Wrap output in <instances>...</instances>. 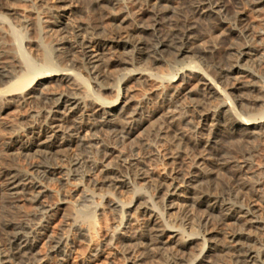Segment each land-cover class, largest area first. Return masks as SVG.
<instances>
[{"label":"rangeland","instance_id":"rangeland-1","mask_svg":"<svg viewBox=\"0 0 264 264\" xmlns=\"http://www.w3.org/2000/svg\"><path fill=\"white\" fill-rule=\"evenodd\" d=\"M196 1L0 0V63L16 74L0 86L1 264H236L232 252L221 249L242 224L220 220L211 206L218 198L227 207L255 204L257 220L264 221V5L224 0L226 11L204 16L195 13ZM161 4L170 7L161 34L194 22L195 52L177 58L165 49L155 58L133 53L128 44L106 54L94 78L78 40L103 43L133 33L134 45L152 40L150 32L139 34L133 27L150 25ZM242 49L250 55L239 59ZM47 53L52 69L43 64ZM230 64L249 72L236 68L220 77ZM28 65L41 73L31 75L35 79L23 91L9 92L29 75ZM71 93L90 109L98 104L112 119L129 122V133L121 134L117 125L94 127L86 111L64 123L58 135L72 141L63 152L21 149L19 141L39 138L33 132L53 100ZM134 111L138 116L129 119ZM68 112L62 106L57 116ZM251 116L259 129L245 136L243 124ZM76 133L82 140L69 137ZM221 154L229 158L227 166L217 164ZM51 166L54 174L37 171ZM6 168L28 174L39 187L8 198L1 180ZM105 168L113 180L125 177L126 185L111 189L100 183ZM237 179L257 183L255 191L240 188ZM92 223L94 240L79 231ZM147 227L161 230L152 251L138 244L146 241ZM19 229L33 243L24 258L14 253L27 243L9 242ZM54 238L63 241L60 249Z\"/></svg>","mask_w":264,"mask_h":264},{"label":"bare ground","instance_id":"bare-ground-1","mask_svg":"<svg viewBox=\"0 0 264 264\" xmlns=\"http://www.w3.org/2000/svg\"><path fill=\"white\" fill-rule=\"evenodd\" d=\"M58 1L63 2L64 0H58ZM107 1L109 2L111 0H107ZM164 1L166 3H170L173 0H164ZM197 1H199V0H197ZM197 1L195 3H197ZM244 1H245V3H249L252 6H256V7L260 6V5H264V0H244ZM95 2H99V0H95ZM226 3L227 2L224 0H200L195 6V13L197 15L201 14L204 16L205 15L209 16V15H214V14L217 15L220 13L219 9H223L225 11L228 9V8L226 9V7H227ZM169 12H170V7L167 4H161L160 6H158L155 9L154 12L152 11V16L150 17V19H151L150 25L139 24L138 26L133 27L134 31L135 32L137 31L139 34L150 32L151 35L154 37V39L149 40L150 42L145 40V41H141V42L139 41L140 42L139 45L132 44V38H133L134 33L131 34V36L129 38L124 39V40H117V39L111 38V40H109L108 42L106 41L103 43L97 42L95 40H89V37H88V39L81 37V39H79L77 42L78 45L76 48L80 49L82 59L85 62V65L87 66V70L89 71V73L92 76H94V78L99 77L101 75L99 73L100 68H101V66H103L102 64H104L106 62V58H105L106 54L109 53V55H111V53H114L117 49L119 50V49L126 48V46L128 44L133 48V53H137L140 56H142V55L143 56L144 55L145 56H153L155 58L157 55L161 54L165 49L174 50L177 58H181V57H184L185 55H189V54H192L193 52H195L194 48L192 47V45H193L192 42H194V40H196V39H194V36H193L194 32L196 30V26H195L194 22H191V21L186 22L185 21L186 23L184 22L183 27L181 29L176 28V29L169 31V32L163 31L165 34L164 35L161 34L160 25H162V21L165 20V18L167 17V14H169ZM181 26H182V24H181ZM78 37H80V35ZM79 49H78V51H79ZM50 55H49V53L44 55L43 64H45V66H48V67L50 65H52L51 67L54 68L53 67L54 65L52 64L53 60L51 59ZM249 55H250V53L246 52V49H242L241 51L238 52L239 59H242L243 57L249 56ZM27 63H26V65H27ZM28 66H27V68H29L32 71V69H33L32 66H31V68H30V65H28ZM51 67H49V68L52 69ZM236 68L239 70H242L244 73L249 72L247 69H242V67H238V66L230 64L226 68L220 69L218 75L220 77L226 78L227 76L232 74ZM29 69H28L29 75L24 76L22 78H19L15 83H13L9 89V92L23 91L28 85L31 84V81L33 82V80L35 79V78L30 79V76L40 74L41 72L39 73V71H42V70H36L37 73H34L33 72L34 70L32 72H30ZM35 69H37L36 66H35ZM14 73L15 72H13L12 70L11 71L9 70V67L6 68L2 63H0V86L1 85L4 86L6 83L9 84V83H11V81L13 79H16V74H14ZM18 98H22V97H18ZM263 98H264V96H263ZM260 102L264 106V99H262V97L260 99ZM53 104H54V107H51L49 109V111L47 112V114L44 115L43 123H42L41 127L33 132V136L37 135L39 138L38 139L36 138L35 140H30L31 137H26L25 140L23 139V140L19 141V143H20L19 146H21L20 147L21 149L31 150L32 148H34L35 151H38V152L40 151V152H42V154H45V155L50 154L51 152H53V150H56L55 153L57 151H59V152L62 151L68 145V143L72 141L68 137H61L60 135H58L59 133L63 132L62 128H64V123L65 122L67 123V121L70 120L75 114H77V113L83 114L86 111L91 113L90 116L94 120V127H97V128L102 127V126L103 127L104 126L114 127L117 125L116 127L119 128L121 134L124 135V134L129 133L130 128L127 126L129 124V122H127L124 119L122 120V118H119V117L115 118V120H114V118L112 119V117H110L109 113L106 112V110H103V107L101 105L95 104L96 106L93 108L91 107V109H90L89 104H86V102L83 99L79 98L75 93L60 95V97L55 98L53 100ZM62 106H64L66 108V110H68L69 112L67 113V115H63L62 116L63 118H59L57 116V114H61V113H59V111H60V108ZM246 111H247V109H246ZM138 114L139 113H137L135 111L132 112L130 114L131 117L129 119L138 116ZM115 117H117V116H115ZM249 118L250 119H247L245 121L246 123L243 124L244 135L245 136L257 135V131H258L259 127L255 126L253 123H251L256 118L253 119L252 116ZM73 128H75V127H73ZM75 131H77V130L75 129ZM77 134L78 133L69 135V137H71L72 139L75 138V139L82 140ZM216 161H217V164L219 163V165H221V166H227L230 163L229 158H227V157L225 158L222 154L218 156V159ZM40 169H42V167H38L37 171L39 172V174L41 173V176L43 175V177H44L47 174H54V170L56 169V167L51 166V167H48L46 169L43 168V170H40ZM111 174L112 173L109 172V169L102 170L100 183H102L104 186L106 185L107 187H111V189L114 187L113 185H115V184H117V185L120 184L122 186L126 185L125 177L120 176L118 179L113 180L112 177L110 176ZM1 175H3V172L1 173ZM27 175L28 174L20 171L19 169H9V168L7 169L6 168L5 172H4V177H3L4 179H1L2 181L4 180V186H2V184H1L3 191L6 190L7 192H9V193H7L8 195L10 194V195L16 197L17 195L21 194L22 192H25L27 190V187H29V186H31V189L32 188H38L40 185L39 181L38 182L31 181L30 180L31 177H28ZM141 176H143V177H140L142 179L147 178L146 174H142ZM237 180H238L237 182H238V185L240 188L247 189V190L252 191V192L255 191L253 185L254 184L256 185L257 183H251L249 181L250 183L248 184L246 182V180L245 181L244 180L240 181L241 179L240 180L237 179ZM260 183L258 182V185ZM115 188H119V187L115 186L114 189ZM24 194H26V192ZM10 195L9 196L6 195V196L9 198ZM39 195H40V193H38L37 196L36 195L33 196L35 201L36 200L39 201L38 200ZM14 197H12V198H14ZM261 197H264V194H263V196L261 195ZM220 199L221 198H218L217 200L214 199V203L211 206L212 207L211 209L217 210L218 213L221 215L222 219L220 218V220H223V219L225 220V218L229 219L231 217V218H235L237 221L241 222L240 224H242L240 226L241 229H239L238 232H236L232 235L230 243L226 242L228 244L224 245L223 247L221 246L222 252L224 251V252H226V254L228 252H232V255L235 258L236 264H264V221L257 220V218L255 216L256 211L254 210L255 204L254 205H252V204L241 205V206H237V207H233V206L227 207L226 206L227 204H224L223 201H221ZM261 199H264V198H261ZM114 204L117 205V207H118L119 201L112 202L110 206H113ZM2 205H1V207H2ZM225 207H227L228 209L227 208L225 209ZM42 210H43V208H42ZM224 211H229L230 214H225ZM129 218H130V216H129ZM90 225L91 226L89 228L79 227L80 228L79 229L80 235L83 237L91 238L92 240H94V239H96L95 237H96V233H97L96 225L94 223H92ZM13 226H14V228H19L18 225H13ZM252 229H253V231H251ZM151 230H152V228H151ZM151 230L148 229V227H147L148 233L145 235L146 241L142 242V241H139V239H137L136 241H139L138 244L141 245L142 247L144 245L145 247H147V250L152 251L154 249V247L160 242L158 240V238L160 237V236H158V234L160 233L161 230L160 229H158V230L156 229V230H152V231ZM22 231H23V229H22ZM22 231H21V229H19V232H14L12 235L13 240H10V237L9 236L8 237H9V242L12 241L14 245H16L17 243H19V244L20 243H27L28 246H26V247L25 246L21 247L20 245H19L20 247L18 246V248L15 247V248H17L16 253H14L15 256L24 258L23 255L27 254L26 251L30 250L33 243L31 244L30 241H28V237L26 236L27 238H25V235L23 236L21 234V233H25L24 231L23 232ZM12 232H13V229H12ZM12 232H11V234H12ZM162 232H163V230H162ZM41 234H43V233L38 234V236H40ZM36 238H38V237H36ZM52 243L55 245L54 246L55 249H60L63 245V241L60 238H57V239L54 238V240H52ZM23 249H26V250H23ZM228 254H230V253H228ZM19 259H21V258H19ZM221 259H223V258L221 257ZM65 260L66 259L64 257L63 261H65ZM130 263L131 264H138L139 260L134 261V262H130ZM172 264H173V262H172ZM174 264H176V263H174ZM220 264H226V263L223 262Z\"/></svg>","mask_w":264,"mask_h":264}]
</instances>
